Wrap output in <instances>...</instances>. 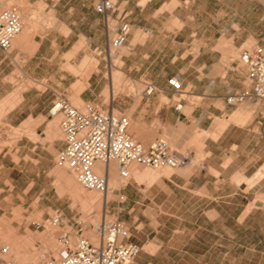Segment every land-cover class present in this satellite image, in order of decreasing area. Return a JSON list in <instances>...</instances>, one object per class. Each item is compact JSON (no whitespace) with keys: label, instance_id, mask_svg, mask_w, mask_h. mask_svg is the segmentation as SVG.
Listing matches in <instances>:
<instances>
[{"label":"rangeland","instance_id":"obj_1","mask_svg":"<svg viewBox=\"0 0 264 264\" xmlns=\"http://www.w3.org/2000/svg\"><path fill=\"white\" fill-rule=\"evenodd\" d=\"M171 1L162 9L164 15L149 22L153 28L149 44L155 53L150 54L148 66L156 74L163 69L169 73L176 70L182 58L192 60L198 46L212 48L222 54V64L246 72L239 63L240 51L256 45L264 47V0ZM85 3L0 0V10L21 11L24 22L31 19L34 24L31 43L6 53L8 69L3 82L7 87L0 93V250L13 246L4 258L17 264H39L43 253L58 255L61 230L75 228L76 223L87 227L99 219L125 224L130 240L141 248L138 264H264V182L251 191L259 181L235 176L221 186L222 197L198 200L193 197L192 183L184 182L195 162L175 170L130 165L140 173L151 169L159 174L156 179L139 181L130 174L125 184L111 188L112 198L103 204H89L73 195L64 175L72 173L56 162L62 138L59 122L52 128L53 138L47 136L52 121L47 111L57 98H65L80 109L86 104L103 105L105 110L110 106L116 115L130 119V132H136L133 138L137 142L146 145L148 137L134 129V109L118 106L121 96L125 100L128 95L135 100L142 98L143 87L134 86L125 70V61L131 56L128 41L121 52H106L108 40L115 36L111 29L116 22L111 14L104 16L105 37L93 39L88 33L78 38ZM117 10L116 6L114 12ZM87 22L90 26L94 21ZM71 30L75 34L65 40ZM174 31L184 35L173 39ZM54 32L62 37L54 39ZM164 42L168 51L165 56L158 52ZM115 56L117 68L111 67ZM113 70L122 73L117 84ZM246 87L250 88L249 81ZM78 89L94 90V100L77 102L75 98H81ZM18 92L21 102L16 108L3 107ZM163 101L167 102L165 98ZM157 137L166 140L173 151L184 152L165 132ZM112 169L109 182L119 178L114 163ZM56 211L64 214L67 225L54 230L49 220Z\"/></svg>","mask_w":264,"mask_h":264},{"label":"crops","instance_id":"obj_2","mask_svg":"<svg viewBox=\"0 0 264 264\" xmlns=\"http://www.w3.org/2000/svg\"><path fill=\"white\" fill-rule=\"evenodd\" d=\"M91 1L85 0V14L81 21L83 29L79 30L77 37L87 36L90 33L91 38L102 39L106 35L104 16L96 11V5L102 0H96L94 4H91ZM111 1L118 9L117 13L114 11L109 13L116 22L111 31L116 36L124 23L130 26L127 41L131 56L125 61L127 76L136 83L134 86L143 87L141 100H135L130 95L126 98L128 100H125L121 96L118 105L121 109L124 106L134 109L131 114L134 129H139L140 135L148 136L145 140L146 145L139 140L138 142L147 147L159 139L157 136L165 132L172 142L178 143L179 150L190 153V163L195 162V164L191 166V172L184 182L192 183L193 197L198 200L222 197L219 192L227 179L229 182L235 176H243L247 180L253 179L264 166V102L252 99L237 105L227 102L229 97L248 89L246 72L222 64L220 61L222 54L212 48L198 46L191 54L192 60L182 58L179 62L181 65L176 70L169 73L163 69L159 74L154 73L148 66L150 54L155 53L149 44V39L153 37V28L149 22L152 18L158 19L164 15L165 11L162 9L172 1ZM177 7L178 5L175 9ZM88 19L94 21L90 26ZM139 32L141 41L140 38L138 39ZM56 33L54 32L51 37L54 39L62 37L61 34ZM74 34L75 32L71 30L64 36L65 40ZM178 35L184 33L172 32L173 39ZM195 35L192 34L193 37ZM164 37L166 38L167 35L165 34ZM158 52L164 56L168 54L167 42H164V47H158ZM7 69V55L0 49V93H4L7 87L3 82ZM172 77H178L181 81L182 93H176L168 85V80ZM100 81L98 79L97 82ZM146 84L155 87L154 93L150 96L144 93ZM80 92L81 90L78 89L77 93ZM93 95L94 90L85 89L81 92V98L76 97L75 100L83 104L93 101ZM111 96L110 100H113V93ZM163 98L167 102H164ZM6 102L3 107L7 105ZM180 102L182 109L177 111L176 106ZM101 107L105 108L103 105ZM47 118H49L48 111ZM56 119L59 122L58 118L51 119L48 125L47 136L50 140L55 135L52 128L57 126ZM130 130L131 121L129 132ZM130 134L134 137L136 132L132 130ZM62 146L61 138L60 149ZM95 172L103 175L98 170ZM227 174L228 177L225 176ZM256 181L259 183L254 185L251 191L261 187L264 174ZM243 185L244 183L240 186ZM235 190L239 189L235 188ZM211 191L214 193L211 194Z\"/></svg>","mask_w":264,"mask_h":264},{"label":"built area","instance_id":"obj_3","mask_svg":"<svg viewBox=\"0 0 264 264\" xmlns=\"http://www.w3.org/2000/svg\"><path fill=\"white\" fill-rule=\"evenodd\" d=\"M116 10L111 0H102L96 5V11L103 16ZM23 31V20L14 9L0 10V49L9 53L13 41ZM130 26L124 23L119 33L108 40V54L121 51L126 45ZM239 63L245 68L250 88L229 97L231 105L247 100L264 102V47L256 45L242 49ZM168 85L182 93V84L178 77L168 80ZM155 87L146 84L144 93L150 96ZM182 103L176 106L181 111ZM50 119H59L63 146L58 151L56 162L75 175L78 183L86 190L105 192L108 188L107 176L110 165H117L122 178H129L131 164L153 169L170 170L185 168L191 156L188 152L173 151L164 139H157L149 146L137 142L129 132L130 119L118 116L112 108L86 104L83 109L73 106L65 98H57L48 110ZM99 165L104 175L95 172ZM52 229L67 225L62 212L56 211L49 220ZM89 233L96 236V241ZM131 233L120 221H104L95 227L76 223L75 228L63 229L59 236L60 250L57 256L43 253L39 264H138L136 259L141 248L131 240ZM10 254V248L0 250V264H17L4 257Z\"/></svg>","mask_w":264,"mask_h":264},{"label":"bare ground","instance_id":"obj_4","mask_svg":"<svg viewBox=\"0 0 264 264\" xmlns=\"http://www.w3.org/2000/svg\"><path fill=\"white\" fill-rule=\"evenodd\" d=\"M262 1V0H261ZM19 15L22 17V13H21V11H19ZM22 20H23V18H22ZM33 26H34V24H33V21H31V19H27V21H25L24 22V20H23V31H22V33L17 37V39H15L13 42H14V44H15V47L16 46H18V47H23V46H25V44H27V43H31V39H32V37H31V34H32V28H33ZM37 29V28H36ZM12 47H13V44H12ZM11 50H12V48H11ZM123 50V49H122ZM121 50V51H122ZM120 51V52H121ZM118 55V54H117ZM113 57H114V55H113ZM117 58H118V56H115V59H112V60H114V63L112 62L111 63V67H113V68H117V66H116V63H117ZM114 71V73H113V75H112V78H113V81H114V83L115 84H117L119 81H120V79L122 78V73H120L119 71H117V70H113ZM107 93V92H106ZM113 93L115 94V90H113ZM21 102V98H20V96H19V92H18V94L17 95H14V98H12L11 100H9L8 102H6L7 103V105L8 106H10L9 108L10 109H12L13 107H15L18 103H20ZM1 106V105H0ZM5 106V105H4ZM9 109V110H10ZM58 120L56 119L55 120V122H57ZM7 127H9L8 125H7ZM7 130H9V129H7ZM12 130V129H11ZM14 130V129H13ZM12 130V132H15V131H13ZM7 132H11V131H7ZM12 134V133H11ZM18 134V133H17ZM13 136H14V133L12 134ZM32 136H33V134H32ZM32 139V138H31ZM131 165H136V164H131ZM117 166V165H116ZM118 168V167H117ZM66 168L64 167V170H65ZM64 170H62V171H64ZM96 170H98V171H100L101 173H103V175H104V172L103 171H101V168H100V166L99 165H97L96 167H95V171ZM61 171V172H62ZM128 172H130L129 173V175L130 174H133L134 176H135V179H138V181L139 180H142V179H147V178H150V179H156L157 178V176H158V171L157 170H148L147 172H143V173H140V172H138L136 169H134V168H132V167H130L129 169H128ZM63 173H65V172H63ZM111 173H112V164L110 165V173L108 174V176H107V179H108V188H107V190L105 191V192H97V191H91L92 193H87V191H85V190H83V188H81V185L78 183V181H77V179H76V177H75V175L74 174H70V175H66V174H64L65 176H67V178H68V183H69V186H70V188L72 189V192H73V195H75V197H77V198H81V197H83V198H85V200H87V202L89 203V204H91V203H98V202H101V204H103V203H107V201H109L111 198H112V194H111V188H119L121 185H123V184H125L126 183V181H127V179L128 178H122L121 176H120V174H119V170H118V175H119V178L117 179V180H115L114 182H109V177H110V175H111ZM264 174V168L253 178V180L252 181H256V180H258V179H260L261 177H262V175ZM150 179H148V180H150ZM251 181V182H252ZM142 182V181H141ZM151 183V182H150ZM97 192V193H96ZM97 221V222H96ZM95 222H93V226L95 227L96 225H98V224H100V223H102V222H100L99 221V219L98 220H96ZM100 222V223H99ZM104 222V221H103ZM90 234V237L93 239V241H96L95 239H96V236L93 234V233H89ZM46 240V239H45ZM46 242V241H45ZM46 244H48V243H46ZM52 245H54V243L52 244ZM54 246H56V245H54ZM11 250H12V248H13V246L12 245H9L8 246ZM44 247V246H43ZM45 248V247H44ZM53 248V247H52ZM56 247H54V249H55ZM46 249V248H45ZM57 249V248H56Z\"/></svg>","mask_w":264,"mask_h":264}]
</instances>
